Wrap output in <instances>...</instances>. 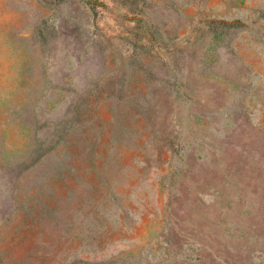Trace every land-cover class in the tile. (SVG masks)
Listing matches in <instances>:
<instances>
[{"label":"rangeland","instance_id":"rangeland-1","mask_svg":"<svg viewBox=\"0 0 264 264\" xmlns=\"http://www.w3.org/2000/svg\"><path fill=\"white\" fill-rule=\"evenodd\" d=\"M0 264H264V0H0Z\"/></svg>","mask_w":264,"mask_h":264}]
</instances>
